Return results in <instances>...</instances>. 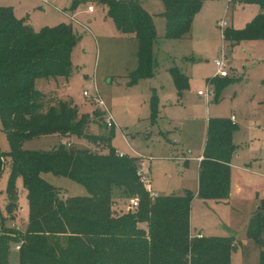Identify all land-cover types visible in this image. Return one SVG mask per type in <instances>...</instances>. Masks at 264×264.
I'll return each instance as SVG.
<instances>
[{"label":"trees","instance_id":"obj_1","mask_svg":"<svg viewBox=\"0 0 264 264\" xmlns=\"http://www.w3.org/2000/svg\"><path fill=\"white\" fill-rule=\"evenodd\" d=\"M160 1L164 5L159 14L165 21L163 38L183 39L202 1ZM245 1L257 5L260 12L243 29L224 30L223 39L231 44L264 41V0ZM87 2L102 5L117 32L131 36L137 44V65L128 75V85L152 78L157 67V33L153 16L143 9L141 0H72L70 10ZM80 40L66 24L34 32L24 19L15 17L11 8L0 7V121L10 145L8 154L0 152V177L8 159L7 214L12 217L17 209L18 177L28 206L23 231L0 233V264H9L12 245L18 247V264H231L233 237L189 238L194 195L158 196L151 201L137 175L139 158L116 154L111 146L113 130L104 135L92 133L93 127L103 126L98 122L100 110L92 118L79 117L72 102L45 92L52 80L69 77L72 50ZM168 72L181 96L188 89V77L177 67ZM157 109L158 99L153 93L152 121L156 120ZM234 127L230 119L207 122L197 175V198L201 200L227 199L229 195L230 163L236 152ZM48 136H76L92 146L106 140L108 152L62 144L45 152L22 148L26 141ZM42 174L66 178L82 186L87 195L61 199L57 188ZM116 191L121 198H137V210L115 217L112 206ZM139 224L146 228L141 229ZM245 235L259 247L258 264H264V200L250 218ZM78 239L82 240L80 251L71 246Z\"/></svg>","mask_w":264,"mask_h":264},{"label":"rangeland","instance_id":"obj_2","mask_svg":"<svg viewBox=\"0 0 264 264\" xmlns=\"http://www.w3.org/2000/svg\"><path fill=\"white\" fill-rule=\"evenodd\" d=\"M201 1L203 6L195 16L192 32L184 41H173L163 38L165 21L159 16L164 11L163 3L160 0H141L143 9L153 16L157 33L154 55L158 65L152 78L134 86L128 85V75L137 65V44L130 39L131 36H122L117 32L102 5L81 3L71 11L72 0H48V4L40 0H0V7L11 8L15 17L24 18L34 32L59 24L70 25L81 40L72 50L69 77L49 83V88L55 91L50 92L53 97L72 102L79 117L92 118L97 107L83 94L97 91L115 126L108 129L104 118L100 117L98 122L103 126L93 127L92 133L104 135L113 130L111 146L117 155L127 154L140 158L139 161L147 159L151 168V188L158 196H180L184 192L195 196L189 214V238L195 237L194 231H201L207 236L233 237L235 247L231 253V264H258L260 249L246 237L245 231L261 200H264V166L254 167L255 161L252 165L249 163L254 159L264 161V41L231 44L223 39L224 30L219 25L225 20L226 28L243 29L259 9L245 0ZM70 12L84 24L83 28L71 22ZM221 52L228 64V77L213 79V90L216 93L219 87L221 90L206 101L197 93L205 90L207 79H212L217 72L212 62L220 57ZM182 57H188V61L193 58L194 64L180 63ZM171 66L182 68L189 79L188 89L181 97L177 96L167 72ZM44 90L47 92L48 87ZM153 93L158 99L155 121L150 118V97ZM232 116L236 119L232 142L237 149L233 164L230 163L229 195L227 199H221L227 201L214 204L200 200L196 198L198 167L195 159L205 146L207 121L216 118L229 120ZM60 142H67L70 145L68 148L108 152L106 140L92 146L76 136L37 138L24 142L22 148L45 152L60 145ZM9 151L10 145L0 121V152L8 154ZM8 161H5L0 177V233L9 229L23 231L28 219L26 192L21 177L16 180L19 195L13 218L6 212V186L10 174ZM239 163H249L250 167L243 166L254 168L243 170L237 167ZM41 177L57 188L61 199L87 195L82 186L66 178L51 174H42ZM261 196L263 198L259 200ZM113 201L115 217L137 210L127 211L130 201L121 198L117 191L113 194ZM138 226L146 228L145 224ZM81 241L73 240L72 248L80 251ZM16 248L11 246L9 264H18Z\"/></svg>","mask_w":264,"mask_h":264},{"label":"built area","instance_id":"obj_3","mask_svg":"<svg viewBox=\"0 0 264 264\" xmlns=\"http://www.w3.org/2000/svg\"><path fill=\"white\" fill-rule=\"evenodd\" d=\"M43 3L47 4L48 0H42ZM79 24V23H77ZM221 30H225L227 27V22L225 20H223L220 25H219ZM223 36V35H222ZM213 65L216 68L217 72L215 73L214 77L210 80H207V84H206V88L204 91H199L197 94L199 96H202L206 99V101H208L210 98H213L215 96V91L212 88V83H213V79L215 78H219V79H225L228 77V73H227V69H228V64L226 61V57L224 56L223 52H221V55L219 58L213 60ZM83 96L88 99L91 103H94L97 107V109L100 110V112L102 113V117L104 118V124L108 129H111L115 126V123L111 117V114L109 112V110L107 109L106 105L103 103V101L101 100V98L99 97L97 91H95L94 94H89L87 92H85L83 94ZM231 122L233 124H235V119L234 117L230 118ZM123 154H119V157H122ZM138 178L140 183L142 184L144 191L148 194V196L150 197L151 200H154L158 197L157 194H155L152 191L151 188V180L149 178V174L148 172L144 171L141 169H138L137 172ZM130 203L127 206V211H132L135 210L138 207V199L134 198L129 200ZM198 237H201L200 235H198ZM18 250V248H16Z\"/></svg>","mask_w":264,"mask_h":264},{"label":"crops","instance_id":"obj_4","mask_svg":"<svg viewBox=\"0 0 264 264\" xmlns=\"http://www.w3.org/2000/svg\"><path fill=\"white\" fill-rule=\"evenodd\" d=\"M42 3H43V1L42 0H40ZM43 4H45V3H43ZM48 4V3H47ZM257 6V5H256ZM258 7V6H257ZM259 9V8H258ZM259 12H260V10H259ZM258 12V13H259ZM22 13H24V12H22ZM71 13V12H70ZM162 13V12H161ZM73 13H71V15H70V19H71V22L73 23V24H76L77 26L79 25V26H81L82 28L84 27V24L83 23H81V22H79V21H77L74 17H73V15H72ZM21 15H23V14H21ZM257 15V14H256ZM20 18L19 19H24V18H21V16H19ZM252 20V19H251ZM194 22H195V17H194V20H193V23H192V26H191V30H190V32L189 33H191L192 32V30H193V25H194ZM27 23V22H26ZM77 23H79V24H77ZM28 24V23H27ZM78 26V27H79ZM122 36H124V35H122ZM130 39H132L133 40V38L132 37H130ZM187 39V35H186V37H184L183 39H180V40H173V41H184V40H186ZM155 56V55H154ZM156 58V57H155ZM186 58H188V57H182L181 59H180V63H184V65H187V64H194L193 62L195 61L193 58H192V60L190 61H188ZM191 58V57H190ZM170 60H171V58H169ZM173 61H171V62H173V64H175V61H174V59H172ZM187 60V61H186ZM156 61H157V58H156ZM157 65H158V62H157ZM183 65V66H184ZM171 67H173V66H171ZM170 67V68H171ZM178 67V66H177ZM179 69H180V71L183 73V71H182V68H180V67H178ZM168 70H169V68L167 69V72H168ZM169 73V72H168ZM171 77V76H170ZM215 79V78H214ZM219 78H217V80H218ZM226 79V78H225ZM189 80V79H188ZM207 80H210L209 78L207 79ZM142 81H145V80H142ZM48 87V90H47V92H55L54 90H52L51 88H49V85L47 86ZM175 88V87H174ZM175 91H176V89H175ZM186 91V90H185ZM184 91V92H185ZM215 91V90H214ZM183 92V93H184ZM183 93H182V95H183ZM215 93H216V91H215ZM177 94V93H176ZM181 95V96H182ZM178 96V95H177ZM181 96H178V97H181ZM233 117V116H232ZM231 118V117H230ZM234 119H235V117H234ZM208 122V121H207ZM235 124H236V119H235ZM59 144H62V145H66V146H70L69 144H67V142H60ZM57 147V146H56ZM236 149H237V147H236ZM204 150V149H203ZM236 153V152H235ZM124 155V154H123ZM127 155V154H126ZM130 156V155H129ZM203 151H202V153L195 159V161H196V166L199 168V164H200V161L203 159ZM234 157H235V154H234V156H233V158H232V160H231V164H233V159H234ZM140 159V158H139ZM253 161H255L254 163V167H261V166H264V161H261L260 159H254V160H252V161H250L249 163L252 165V162ZM140 163H139V166L141 167V169L142 170H144V171H146V172H148V174L150 175V173H151V168H150V163L147 161V159H143V160H140L139 161ZM249 163H239V164H237V167H239V168H241V169H243V170H251V168H254V167H251V168H247V167H250V166H248V164ZM231 164H230V168H231ZM243 165H247V167H245V166H243ZM243 167V168H242ZM198 168H197V175H198ZM197 181H198V178H197ZM183 194H185V192L183 193ZM183 194H181V195H183ZM262 196H263V194H261ZM259 197L258 199L260 200V199H262L263 197ZM195 197V196H194ZM197 198V197H196ZM194 199V198H193ZM199 199V198H198ZM201 200V199H200ZM203 201H210V202H212V203H214V204H220V203H224V202H226V201H222V200H220V201H216V200H203ZM257 200H255L253 203H255ZM250 209H251V207H250ZM249 209V210H250ZM248 210V211H249ZM194 235L195 236H198V235H200V236H207V234L206 233H203V232H201V231H199V232H197V231H194ZM214 237V236H213Z\"/></svg>","mask_w":264,"mask_h":264}]
</instances>
